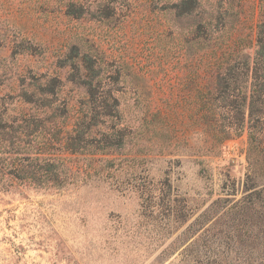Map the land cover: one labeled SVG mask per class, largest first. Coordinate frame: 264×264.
Masks as SVG:
<instances>
[{"label": "rangeland", "instance_id": "1", "mask_svg": "<svg viewBox=\"0 0 264 264\" xmlns=\"http://www.w3.org/2000/svg\"><path fill=\"white\" fill-rule=\"evenodd\" d=\"M260 3L0 0V115L87 116L66 154L76 184L0 190V264H264V207L257 223L228 210L248 144L222 60L255 39Z\"/></svg>", "mask_w": 264, "mask_h": 264}, {"label": "trees", "instance_id": "2", "mask_svg": "<svg viewBox=\"0 0 264 264\" xmlns=\"http://www.w3.org/2000/svg\"><path fill=\"white\" fill-rule=\"evenodd\" d=\"M257 28L255 39L241 38L238 44L244 42L245 44L240 49H224L222 53V60L226 65L223 76L229 78L225 86L228 106L233 110L236 109L231 115V120L234 121L232 122L233 135H240L246 128L248 144L247 172L243 189L247 194L233 202L228 210L235 211L239 221L245 220L252 223L260 220V215H257L252 206L261 204L260 206L264 207V185H257L256 182L258 178L264 176V0L260 3V19ZM253 47L252 54H243L245 50ZM239 54L241 58L244 56L242 69L250 80V87L246 94L238 88V78L233 73L234 67L229 66L230 60ZM225 81V79H219L217 84L220 86L221 82ZM240 102L242 103L240 106L245 107L246 104V116L244 112L237 110ZM59 118L61 115L41 116L35 112L20 113L14 117L0 115L1 191L61 190L78 182V179L72 176L66 154L78 152V150L75 151L76 144L73 141L84 135L85 128L81 129L80 125L84 127L87 124V116L79 115L71 129H66V125L60 126L59 124L64 122ZM93 150L104 151V146L94 147ZM98 171L99 169L93 171V174L96 175ZM229 192L231 193L227 195H235L233 184L230 185ZM251 197H254L253 201ZM224 200L229 201V199ZM221 202L222 200L213 201L199 218L207 220V215L215 212Z\"/></svg>", "mask_w": 264, "mask_h": 264}]
</instances>
